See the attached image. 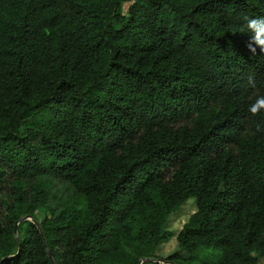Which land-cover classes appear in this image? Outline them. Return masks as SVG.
I'll return each mask as SVG.
<instances>
[{
    "label": "trees",
    "instance_id": "16d2710c",
    "mask_svg": "<svg viewBox=\"0 0 264 264\" xmlns=\"http://www.w3.org/2000/svg\"><path fill=\"white\" fill-rule=\"evenodd\" d=\"M259 96L264 0H0V264H259Z\"/></svg>",
    "mask_w": 264,
    "mask_h": 264
},
{
    "label": "rangeland",
    "instance_id": "374dc122",
    "mask_svg": "<svg viewBox=\"0 0 264 264\" xmlns=\"http://www.w3.org/2000/svg\"><path fill=\"white\" fill-rule=\"evenodd\" d=\"M126 5H124V9H126ZM48 179V185L46 189L48 194L42 197L38 203L35 204V217L37 221H40L44 217L50 216L55 211H58L60 207L58 206L59 200L62 196L69 193L71 191L70 186L58 179L55 178H46ZM195 210V197H188L182 204L179 205L178 209L169 217L167 221V228L171 230L172 236L158 245L157 255L160 258L172 253L177 249V242L175 235L180 230L182 224L186 221L188 216L193 213ZM17 228L15 235H17ZM207 259L216 260L218 258V250L207 248ZM204 253V250L202 251ZM142 264V263H141ZM146 264H171L166 261H162L160 259H148ZM259 264H264V258L260 260Z\"/></svg>",
    "mask_w": 264,
    "mask_h": 264
},
{
    "label": "clouds",
    "instance_id": "9594fccd",
    "mask_svg": "<svg viewBox=\"0 0 264 264\" xmlns=\"http://www.w3.org/2000/svg\"><path fill=\"white\" fill-rule=\"evenodd\" d=\"M248 111L252 116H257L264 112V96H259L254 103L250 104Z\"/></svg>",
    "mask_w": 264,
    "mask_h": 264
},
{
    "label": "water",
    "instance_id": "95a60500",
    "mask_svg": "<svg viewBox=\"0 0 264 264\" xmlns=\"http://www.w3.org/2000/svg\"><path fill=\"white\" fill-rule=\"evenodd\" d=\"M25 219H29V220H31L32 218H31V216L27 215V216H24V217L20 218L19 221H21V220H25ZM34 223L37 224L35 221H34ZM17 224H18V222L15 223L14 234H15V232H16ZM40 232H41V231H40ZM48 255L51 257V255H50L49 252H48ZM6 258H7V257H4L3 259H1V261L5 260ZM145 260H148V259H145ZM1 261H0V262H1ZM51 261L53 262V259H52V258H51ZM142 262H143V260L141 259V260L139 261L138 264H141ZM53 263H54V262H53Z\"/></svg>",
    "mask_w": 264,
    "mask_h": 264
}]
</instances>
